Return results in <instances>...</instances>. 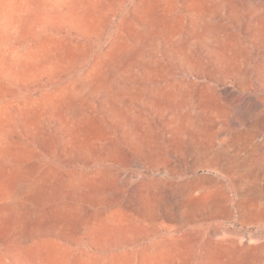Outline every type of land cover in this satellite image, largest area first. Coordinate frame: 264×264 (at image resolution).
<instances>
[{
	"label": "rangeland",
	"instance_id": "obj_1",
	"mask_svg": "<svg viewBox=\"0 0 264 264\" xmlns=\"http://www.w3.org/2000/svg\"><path fill=\"white\" fill-rule=\"evenodd\" d=\"M0 264H264V0H0Z\"/></svg>",
	"mask_w": 264,
	"mask_h": 264
}]
</instances>
